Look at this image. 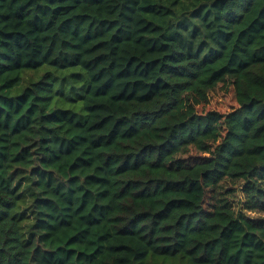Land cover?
Here are the masks:
<instances>
[{"label":"trees","instance_id":"obj_1","mask_svg":"<svg viewBox=\"0 0 264 264\" xmlns=\"http://www.w3.org/2000/svg\"><path fill=\"white\" fill-rule=\"evenodd\" d=\"M247 213L264 0H0V264H264Z\"/></svg>","mask_w":264,"mask_h":264},{"label":"rangeland","instance_id":"obj_2","mask_svg":"<svg viewBox=\"0 0 264 264\" xmlns=\"http://www.w3.org/2000/svg\"><path fill=\"white\" fill-rule=\"evenodd\" d=\"M231 107V102L228 100L226 106L222 109L223 111L227 110L228 108ZM217 106L215 102H211V104L207 105L206 107H200L198 108V111H210L213 109H216ZM241 189V188H240ZM237 190L234 192V196L232 198L233 204L236 208V210H239L243 208V203H244V193L242 190ZM251 218L257 219V218H264V214H255V213H247Z\"/></svg>","mask_w":264,"mask_h":264}]
</instances>
